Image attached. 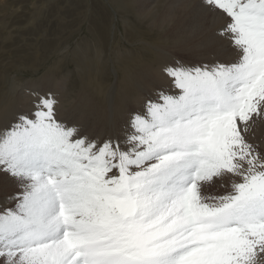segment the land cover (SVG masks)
<instances>
[{
    "label": "snow or ice",
    "instance_id": "1",
    "mask_svg": "<svg viewBox=\"0 0 264 264\" xmlns=\"http://www.w3.org/2000/svg\"><path fill=\"white\" fill-rule=\"evenodd\" d=\"M191 11L218 55L162 64L103 131L24 88L0 125V264H264V0Z\"/></svg>",
    "mask_w": 264,
    "mask_h": 264
},
{
    "label": "rangeland",
    "instance_id": "2",
    "mask_svg": "<svg viewBox=\"0 0 264 264\" xmlns=\"http://www.w3.org/2000/svg\"><path fill=\"white\" fill-rule=\"evenodd\" d=\"M114 1L118 0H7L0 7V95L13 82L39 80L49 71L54 72L56 78L71 75L75 85L82 86L77 82V74H82L87 66L91 74H98V83L108 80L114 85L125 74L116 60L115 47L130 50L131 55L147 60L151 54L143 50L144 46L158 47L175 41L176 38L163 39L147 17V13L155 11L156 17H160L167 5L165 0H148L149 3L144 2L147 0H124L129 1L124 8H118ZM195 1L174 0L179 4L171 5L174 11L187 2V13L183 16L172 12L171 17L177 21L183 16L186 24L195 27L201 21V17H195L191 11ZM138 4L140 8L146 7L145 13L139 11ZM95 23L101 25H98L100 34L93 32L91 26ZM181 60L188 59L182 57ZM55 64L57 69L53 71L51 68ZM12 187L10 180L0 177V199Z\"/></svg>",
    "mask_w": 264,
    "mask_h": 264
},
{
    "label": "bare ground",
    "instance_id": "3",
    "mask_svg": "<svg viewBox=\"0 0 264 264\" xmlns=\"http://www.w3.org/2000/svg\"><path fill=\"white\" fill-rule=\"evenodd\" d=\"M128 2L118 0L117 2L114 1V4L118 8H124L126 4L128 5ZM144 2L149 3L148 0ZM165 2L167 5L166 7L164 5L165 11H161L160 17H156V11L150 14L147 13V17L152 20V28H157V33L162 34L163 39L171 40L176 38L172 44L164 43L158 47L153 45L144 46L143 50L146 49L151 54V57L147 60H143L144 58L141 56L131 55L130 50L115 47L117 50L116 60L121 63L125 74L119 77L114 85H111L108 80L98 83L96 80L98 74H91L89 66L82 70V74L86 78L80 72L79 75L77 74V82L80 81L82 86H76L70 77L71 75L56 78L52 71H49V73L46 71L47 74L39 80H30L24 83L13 82L10 88L0 95V125L10 120L13 114L26 109L27 97L24 88L39 86L51 88L59 94L65 115L79 122L89 131H103L129 108L138 106L144 91L160 82L159 68L162 64L173 59L181 60L182 57L192 63L202 60L208 61L216 57L218 55V45L213 40L212 33L218 27L219 22L213 23L207 16H200L201 21L194 27L189 25V23L186 24V18L183 17L187 13L185 8L187 2L181 3L178 11H174L173 7H171V5H179L174 0H165ZM141 7L139 5V11L142 10L145 13L146 7ZM172 12L183 14V16L176 21L171 17ZM98 25L95 23V26H91L95 34L97 32L100 34ZM158 39H161V37ZM103 62L105 64V61ZM52 66V68L50 67L51 70L57 69V64ZM93 81L95 82L92 83ZM252 134L257 141L264 140V123H258L252 130Z\"/></svg>",
    "mask_w": 264,
    "mask_h": 264
}]
</instances>
